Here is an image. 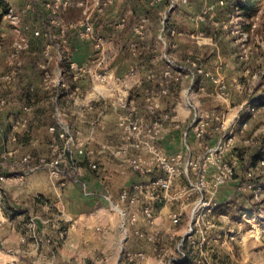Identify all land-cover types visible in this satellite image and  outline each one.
<instances>
[{
  "label": "crops",
  "instance_id": "crops-1",
  "mask_svg": "<svg viewBox=\"0 0 264 264\" xmlns=\"http://www.w3.org/2000/svg\"><path fill=\"white\" fill-rule=\"evenodd\" d=\"M50 1L45 0L46 3ZM76 1L69 0L72 6L66 13L59 15L60 25H51L49 20L53 18H48L43 30L54 28L50 33L58 37L62 28L67 29L70 58L77 69L62 67L66 87L59 89L51 86L49 90L43 88V71L39 65L29 63L21 70L14 69L17 75L13 79L22 78V86L29 87L35 98L31 99L30 112H24V104L22 108L9 111L5 107L0 110V123L6 122L12 128L8 130L7 141L0 140V155L7 163L4 169L7 174L9 168L26 155L33 158L32 164L40 156L49 155L56 138L50 128L57 124V110L79 132V138L85 142L86 147L94 151L93 160L97 162L99 171L93 172L86 168L80 182H75L63 178L53 179L46 171L39 170L29 174L24 185L16 183L15 179L3 184L6 199L2 205L0 221L7 225L0 227V238H3L0 253L4 255L0 257V264L3 261L7 264H40L44 256L46 260L55 257L67 264H119L121 257L115 255L113 249L114 239L122 224L120 214L112 209L107 198L118 204L123 190L143 181L131 170L122 174V168L103 150V147L119 141V120L134 110L135 115L149 125L162 113L175 110L177 121L184 125L191 116L186 105L187 97L192 98L203 110H212L220 115L230 114L226 105H223V113H219L215 105L207 103V97L213 101L218 98L216 87L209 79L199 76L193 83L188 74H183L178 81L165 78L164 75L169 69L173 75L176 72L170 68L167 59H173L178 65H186L190 60L214 74L221 67L222 78L229 86L223 64L219 62L210 66L209 60L217 58L214 51L206 59L198 52H193L189 48L192 46L188 44L184 47L182 62L175 56L181 52L176 40L185 35L184 25L178 22L181 17L190 26L185 36L193 39L204 36L207 19L211 25L220 24L226 28L224 20L219 22L215 18L214 7L205 6L194 10L191 6L182 5L169 11L168 4H155L151 0H101L110 2L108 7L102 8L94 5L93 0H85L86 5L82 8L75 6ZM200 3L203 5L202 0ZM44 7L46 9V5ZM85 12L89 15L88 23L93 29L90 39L82 35L85 31ZM164 15H168V20L163 24ZM97 39L103 41L100 51L96 49ZM32 41L38 39L33 38ZM193 48L196 49V46ZM43 51L41 48L32 50V56L43 58ZM52 52L55 53V50ZM58 68L60 65L48 67V70L55 73ZM11 72L6 71L5 74ZM3 75L0 77L2 83H8ZM102 75L113 81L100 82L99 77ZM117 79L120 80L119 87L114 86ZM11 84L8 83L14 87ZM201 86L205 88L203 92L199 91ZM2 88L0 86V93ZM163 90L167 93L162 94ZM118 96H122L128 103V109L118 104ZM149 98L158 104L153 115L148 109ZM0 132L3 134V131ZM91 135L94 141H88ZM160 148L167 154L181 152V133L171 132L161 141ZM78 160L83 161L81 158ZM235 182L218 190L216 202L230 197L228 195L232 193L228 191L234 189ZM181 206L186 211L190 210L188 201H181ZM174 207L178 209L179 203ZM174 207L164 203L156 206V229L164 228L161 218L167 217L170 210L176 209ZM55 213H61L74 226L69 240L60 242L50 225L40 224V237H51V245L40 242L38 247H33L32 240L28 246L20 245L19 241L26 233L28 217L40 214L38 217L49 220ZM126 245L128 250L152 254L149 247L139 245L134 238H130ZM3 250L11 253L6 254Z\"/></svg>",
  "mask_w": 264,
  "mask_h": 264
},
{
  "label": "built area",
  "instance_id": "built-area-1",
  "mask_svg": "<svg viewBox=\"0 0 264 264\" xmlns=\"http://www.w3.org/2000/svg\"><path fill=\"white\" fill-rule=\"evenodd\" d=\"M84 1L77 0L75 6L85 7ZM151 1L157 4L165 0ZM189 1L168 0V10L173 11L179 6H186ZM93 2L94 5L102 8L108 7L110 4V2H102L101 0H93ZM220 4L223 5L224 2L220 1ZM71 6L69 0H51L47 3L46 9L51 11L53 15V19L49 20L50 24L60 25L59 15L68 11ZM235 9L240 10V7L236 6ZM88 20L89 15L85 12L83 21L85 31L82 35L84 38L90 39L93 29ZM167 20L168 15H164L163 24ZM33 35L35 39H44L46 42L58 40V45H55V57L60 61V68L55 73H51L45 64L52 58L51 49L53 46L50 44H44L43 58L46 61L39 66L43 71V88L49 90L51 86H54L64 89L66 83L62 64L71 70L77 69L76 64L70 58L67 29L62 28L58 37L52 35L48 30H38ZM102 45L103 41L97 39L96 49L100 51ZM167 61L170 68L175 69L176 72L173 75L172 70H167L164 74L165 78L178 81L183 74H188L194 83L197 77L201 76L209 79L215 85L218 97L227 99L229 96V86L222 78L221 67H218V73L214 74L190 60L187 61L186 65H178L170 59ZM15 75L17 72L12 70L11 74L4 77L5 81H10ZM99 79L102 83H106L110 79L113 81L112 78L104 75L100 76ZM115 84V87H119L120 80H115ZM204 90V86L199 88L201 92ZM166 93V90L162 91V94ZM148 102V109L153 115L158 104L151 98L148 99ZM118 104L122 108L128 109V103L122 96L118 99ZM7 105L8 101L0 98V110ZM186 105L191 111V116L184 125L177 121L178 117L175 110L162 113L153 119L149 125L138 118L134 110L129 111L119 120V141L111 146L103 147V150L122 168V174L131 170L143 180L123 190L119 195L118 204L113 203L110 198H107V201L110 202L112 209L120 214L125 233H127L126 227L130 226V232L135 239L147 244L152 251L157 250V247L154 246L158 238V232L155 228L157 205L164 203L174 207L181 201H188L190 203V224L187 233L198 232L201 224L209 229L213 227L208 220L212 215L214 206L218 203L216 202L218 190L234 182L239 175L240 164L238 160L233 159L228 162L226 159L227 153L234 145L235 137H229L225 134L227 129L224 117L212 111L201 109L190 97H187ZM256 108L254 107L252 111H256ZM23 110L30 112L31 105L29 103L24 105ZM56 114L58 115L57 124L50 128V131L56 134V138L49 155L40 156L35 164H32L33 158L26 155L20 162L9 168L8 174L4 172L7 163L4 157L0 155V169L3 170L0 172V212L5 200L3 184H8L11 180L15 179L16 183L24 185L29 174L44 170L53 179L68 180V178H73L75 182H80L86 168L93 172L99 171L97 162L93 160L94 151L86 147L85 142L79 138V132L62 118L59 111L56 110ZM244 126L246 127L247 123ZM173 131L181 133L182 151L176 154H167L160 148V143ZM92 135L88 141H94ZM78 158L83 159V161H79ZM83 164H86V167ZM258 177L264 179V156L257 161L255 167L240 177L244 186L238 188V191L251 192L253 202H260L263 197V189L259 184L264 185V183L263 181L257 182ZM83 187H85L84 184ZM186 212L185 207L180 204V207L169 215L172 224L174 226L179 225ZM242 217L252 224L261 218V215L257 211H249L243 213ZM220 218L225 219L223 215ZM40 224L50 225V229L56 233L62 243L69 240L70 231L74 228L71 223L69 224L63 218L61 213H55L49 220L32 216L27 222L25 235L19 241L21 246H28L31 240L33 247H38L40 242L51 245L53 242L51 237L47 236L45 239L40 237ZM231 240H234V237ZM125 256L131 264H141L146 259V254L142 251L127 252ZM46 259L47 257L44 256V261L40 264H67L55 257Z\"/></svg>",
  "mask_w": 264,
  "mask_h": 264
},
{
  "label": "rangeland",
  "instance_id": "rangeland-1",
  "mask_svg": "<svg viewBox=\"0 0 264 264\" xmlns=\"http://www.w3.org/2000/svg\"><path fill=\"white\" fill-rule=\"evenodd\" d=\"M202 1L203 5H199L201 4L200 0H190L187 6H191L194 10L205 6L214 7L215 18L220 20L219 22L224 20L227 23L226 28H222L220 24L219 26L211 25L207 19L204 36L193 39L185 36L189 32L190 26L181 17L178 22L184 25L185 31L183 33L185 35L176 40L180 44L179 50L181 52H177V55L173 53V55L179 62H182L184 47L189 44L192 47H188L193 52H198L200 56H204L206 59L207 57L210 58L214 52L216 53L217 58L209 60L211 67L219 62L223 64V71L228 77L230 87L229 96L227 99L218 97L216 101L207 97L206 100H208L207 103L215 105V109L219 113H223V105L229 108L230 114H221V116L224 117L226 124L227 133L225 134L229 137L234 136L235 140L233 147L226 155V159L230 162L236 158L240 164L242 160L247 161L249 158L248 147L258 148L264 143V0L256 3L258 13L253 18H247L241 9H235L236 0ZM220 1H223L224 4L221 5ZM45 3V0L0 1V16L3 14L0 22V72L3 71L5 76H7L6 71L21 70L29 63L40 65L46 61L45 58L32 56V50H39L32 45L34 32L44 31L43 25H47L46 20L53 17L51 12L46 11L44 6L47 3ZM161 4L166 5V1L161 2ZM64 13L66 12L61 14ZM48 28L52 29L48 31L53 32L54 28ZM42 41L44 44L52 45L51 50H55V45H58V40L46 42L43 39ZM195 46L196 49L193 48ZM51 54V60L45 64L54 68L60 65V61L55 57L54 52ZM2 73H0V77L3 75ZM20 81L22 82V78L16 77L8 83L17 85ZM8 83L3 84L0 79L1 88L10 87ZM11 95H14L12 91ZM11 105L7 106L6 109H9ZM254 107H257L256 111H252ZM247 120L249 121L245 127L244 124ZM10 126L6 122H2L0 123V130L5 131L7 129L8 132L9 128L12 129ZM2 171L0 169V172ZM261 180L257 179V182ZM259 185L263 189L262 196H264V185ZM243 186V182H238V188ZM228 192L232 193L228 195L230 196L229 199H223L214 206L212 215L208 220L213 227L209 229L201 224L198 232L194 231L188 234L189 210L187 209L188 211L177 226H174L169 218L170 213L174 211L170 210L167 217L161 218L164 228H157L158 238L154 245L157 250L152 251L150 248L152 252L150 255L145 252L146 259L141 264H182L187 256L193 259L194 264H264V208H259L261 218L251 224V222L243 219L242 214L237 215L238 207L236 204L245 208L247 202L244 196L246 198L252 197V193L243 190L238 191V189ZM4 198L6 199L5 196ZM219 204L221 206H218ZM174 208L177 209V207ZM38 215L40 214H34L33 217ZM221 215L225 219L220 218ZM119 220L122 224L121 216ZM4 224L7 225V223L1 222L0 227H3ZM126 231L127 233L121 228L114 239V254L121 258L124 251L136 252L135 249L128 250L126 245L130 238H134L130 232V226L126 227ZM233 237L234 240H231ZM2 239L0 238V243ZM3 251L6 254L11 253H8V250ZM3 256L0 253V257ZM3 264H7L6 261H3Z\"/></svg>",
  "mask_w": 264,
  "mask_h": 264
},
{
  "label": "trees",
  "instance_id": "trees-1",
  "mask_svg": "<svg viewBox=\"0 0 264 264\" xmlns=\"http://www.w3.org/2000/svg\"><path fill=\"white\" fill-rule=\"evenodd\" d=\"M165 1H166V4H168V0H165ZM260 1H262V0H236L234 5L240 7L242 12H244L245 17L253 18L258 13V8L256 6V3L260 2ZM243 3H245V4L242 5ZM2 16H3V14H2ZM2 16H0V22L2 21ZM32 45L35 46L36 48H41V49L44 48V42L42 40H38L36 42H33ZM62 67H68V66H65L64 64H62ZM18 84L17 85L15 84L16 86L13 85L14 87H8L7 89L2 88L3 93L0 94V98H4L8 101L7 106L12 104L11 107L8 109L9 111L14 110L15 108H17V109L22 108L23 104L26 105L29 103L31 105V99L35 98V94L30 92L29 87L22 86V82H19ZM11 91L14 95H11ZM256 110H257V108H256ZM248 121L249 120H247L246 123H248ZM1 133L2 132H0V140L7 141L8 136H9V132H7V129L5 131H3V134H1ZM248 150L250 151L249 158L247 161L242 160V162L239 165V168H238V172H239L238 174L239 175L237 176L238 178L235 180L236 182H235L234 189H238V182L241 183V181H242L240 177H242L243 174L245 172H247L249 169H251L252 167H255L257 161L261 157L264 156V143H262V145L259 146L258 148H249L248 147ZM83 165L86 166V164H83ZM257 179L261 180L260 177H258ZM68 180L69 181H75V180H73V178H68ZM262 181L264 182V179H262L261 182ZM244 198L246 199L247 206L245 208H243L242 206H237V204H236V207H238L237 215L247 213V211H250V210L259 212L260 207L264 208V196L262 197L260 202H253L252 197L246 198L244 196ZM218 206H221V204H219ZM239 207H241V208H239ZM137 243L141 246H144V247L147 245L144 242L137 241ZM126 252L127 251H124V253H122L123 257L120 259L119 264H131L126 259V256H125ZM182 264H194V261L192 258L187 256L186 259L182 262Z\"/></svg>",
  "mask_w": 264,
  "mask_h": 264
}]
</instances>
